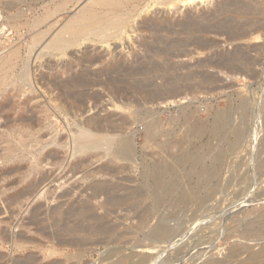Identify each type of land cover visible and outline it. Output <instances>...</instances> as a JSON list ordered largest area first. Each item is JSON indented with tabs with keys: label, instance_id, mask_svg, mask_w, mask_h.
<instances>
[{
	"label": "rangeland",
	"instance_id": "1",
	"mask_svg": "<svg viewBox=\"0 0 264 264\" xmlns=\"http://www.w3.org/2000/svg\"><path fill=\"white\" fill-rule=\"evenodd\" d=\"M225 1L231 2L212 0L203 6L189 7L191 12H184L185 7L179 12L154 13L155 8L143 12V23L160 13L159 17L167 18L176 29L171 45H178L173 48L169 45V50V40L154 42L143 32V43L159 47L163 54L161 61L149 49L143 52L137 49L134 42L141 39L131 29L128 32L132 40L124 35L123 41H110V48L107 44L86 43L70 49L66 57L48 54L38 59L44 51L45 39L29 52L30 33L24 30L20 37L7 23L0 24V29L5 26L3 32L0 30V55L15 45L22 46L23 60L28 66L24 70L21 67L18 73L27 70L32 81V85H21L20 93L14 90L16 84L0 90V264H106L123 255L127 264H139L142 260L141 264H264V26L254 34L262 36L258 40H230L231 32L264 24V0H238L239 8L212 12L217 2ZM39 2L0 0V12L31 14L28 8L44 12ZM56 2L45 3L51 6ZM77 8L67 12H76ZM67 19L68 13L54 19V30ZM141 19L136 18L130 26L136 28ZM206 26L221 28L223 32L206 34ZM193 39L199 41L195 44ZM198 42L211 45L199 51ZM262 45V51L253 49ZM86 48L103 57L106 51L128 55L135 49L143 59L144 72L140 78L143 91L132 89L128 94H111L96 88L89 92L91 96L70 98L69 110L60 112L55 107L60 100L56 94L45 93L36 83L37 77L41 71L46 72V62L55 66L73 62ZM239 48L244 49V59L247 57L248 61L229 60ZM169 51L188 55L173 58L166 56ZM213 61L223 62L221 69ZM99 67L90 70L97 72ZM239 67L245 68V72L234 70ZM174 85L185 90V95L175 101L148 103L155 88L160 86L165 93ZM32 97L48 110L36 111L29 100ZM116 103L128 104L130 111L116 109ZM130 113L134 121L128 125L104 122L103 128L112 132L104 134L131 140L134 149L131 160L115 159L106 143L97 149L74 151L75 137L83 136L87 130L84 137L93 134L92 126L97 119ZM31 120L36 123L40 120L41 127L44 126L40 136L57 141L51 140L44 150L50 153V158L38 167L40 174L36 176H47L46 183L29 200L14 201L13 196L34 178L33 174L27 179L30 166L37 167L34 155L42 151V146L36 152L23 148L22 134ZM151 121L158 123L155 141L148 140L147 127ZM10 146L17 149L16 155L12 161H5L3 157ZM191 157L199 158L201 167H195ZM202 170L211 171V175L202 178L199 175ZM98 186L105 187L109 194L95 197ZM187 187H199L193 200L183 198ZM159 224L172 229L173 234L155 243L151 238ZM107 227H111L109 232ZM3 233L8 235L5 237ZM75 239L86 243L60 246L61 241ZM95 240V245H91Z\"/></svg>",
	"mask_w": 264,
	"mask_h": 264
},
{
	"label": "bare ground",
	"instance_id": "2",
	"mask_svg": "<svg viewBox=\"0 0 264 264\" xmlns=\"http://www.w3.org/2000/svg\"><path fill=\"white\" fill-rule=\"evenodd\" d=\"M38 1H41L39 3L43 4L42 6L44 8V12H35V10L37 8L35 10L33 8H28V11H31V14H28L29 12L27 13V12H21V11L15 12L13 14H8L7 12H0V24L1 25H6V23H7V25L10 26V28L13 29V31L18 33L20 35V37L22 36L21 33L24 32V30L26 32L30 33L29 40H28V42L26 41L27 42V48H28L29 52H33L34 48L38 47L43 41L46 40L45 46L43 48L44 51L41 52L38 59H42L48 54L60 56V57L61 56L66 57L68 55V52L70 49H72L74 47H80L86 43L107 44V47L110 48L109 42L112 40L123 41V40H125L123 38L124 35H128V38L131 39V35L129 34L128 29L133 30L134 33H138V37H140V39H141L140 41L136 40V42H134V44L137 46V49H139L142 52H143V49L144 50L149 49V52H151L155 57H158V59H160V58L162 59L163 54H162L161 50L158 49L159 47L154 48V46H151L150 44L143 43V32L145 34L151 36L154 42L160 41L162 39L169 40L170 44H167L168 45L167 48H168L169 45H171V43L174 41L172 39V36L177 34L176 29L174 30L173 24L169 23L166 20L167 18H162L163 16L159 17L160 13H157L156 16H154V18H151L150 20L145 21L143 23L142 13L143 12H150L153 8H155V11H153L154 13L155 12H179L182 7L186 8V10L184 12H191V10H189V7H192L195 5H202V4H205L207 2H211L212 0H88V1L58 0V2H56L54 5H51V6H48L45 3L46 0H38ZM245 1H248V0H244V2ZM238 2H239L238 0H231V2H226V1L225 2H217L213 7L212 12L228 11L233 6H235V9H236V7L239 8V4H241V3L240 2L238 3ZM77 6H78L77 11L75 10L76 12H73V13L67 12L72 7H77ZM241 6H243V5H241ZM244 7H246V6H244ZM62 13H68L69 19H67V21L64 22L60 27H58V29L54 30L55 24H54V22L52 23V21L54 19H56L57 17H60V15ZM136 18H142V19L138 23L137 27L135 28L134 25L130 26V24L132 22L134 23L136 21ZM256 21H258V20H256ZM189 22H190V20H189ZM188 25H191V24L189 23ZM195 26H198V25H195ZM214 26H213V28H210V29L207 28V26H206V30H204V32L206 34H208V33L221 34V32H223V29H221V28L218 29V28H215ZM262 26H264V24H261V23H259L256 27H249V28H247L245 25V27L247 29L241 28L240 32H236L234 34L231 32L232 36L230 37V40L231 41H241V40L243 41L244 40L247 42L252 41V40H258L262 36H264V34L262 36H260V35L254 36V34L256 31L261 29ZM208 27H210V26H208ZM216 27H217V25H216ZM226 28H228V27H226ZM4 29H5V26H4V28H2L0 30L3 32ZM194 29H196V28H194ZM6 30H7V28H6ZM174 39H176V38H174ZM191 41L196 44L197 41H199V40L193 39ZM167 43H169V42H167ZM185 44H186V42H185ZM177 45H175V46H177ZM197 45H198L199 51H204L207 48H209L208 46H210L211 44H206V42L205 43H202V42L199 43L198 42ZM173 46L171 48H173ZM169 48H168V50H169ZM251 48H253V47L251 46ZM22 49H23L22 46L15 45V46L11 47L10 49H8L5 53L0 55V90L3 87H7L11 84L12 85L16 84L14 90L17 91L18 93H20L21 92V88H20L21 85L22 86L29 85V84L32 85V81L30 79V75L27 72V70H25L21 74L18 73V70L21 67L24 70L28 66V65L26 66L24 63L23 55H22ZM253 49L257 50V51H259V50L262 51L263 45L262 46H255ZM1 50L2 49L0 47V52H1ZM165 50L167 51V49H165ZM165 50L163 52H166ZM94 53H93V51L90 52L89 48H86L83 50L81 56L75 57V58L72 57L73 62L64 61V62H61L60 64H58L57 66L51 64L50 61L46 62V66H45L46 72L41 71L39 77H37V80H36L37 82L36 81L35 82L38 83L40 88L42 90H44L45 93L50 92V93L56 94L57 99L60 100V103L55 106L60 112H66L67 110H69L70 106L67 105V102L70 98H75L77 96H79V97L80 96H82V97L91 96L89 92L93 91L96 88H100V89H102L108 93H111V94L127 93L128 91H130L132 89H135V90L138 89L140 91H143L144 85H143V81H141V79H140L141 77H143V72H144L143 71V59L141 58L142 56L140 57L137 55V53L135 52V49L130 50L128 55H126V54L124 55L122 53L114 54L113 52L106 51L107 54L103 57L101 55H97ZM176 53L174 51L173 52L169 51V52H167L166 56H170L173 58H179L181 56H187L188 55L187 52L181 53V54L180 53L176 54ZM246 53H247V51H246ZM152 54H150V55H152ZM231 55H232V57H230L229 60L230 59H232V60L233 59L245 60L247 58L246 57L244 59V56H246V54L244 52V49H242V48L237 49L234 53L232 52ZM130 57L132 60H130ZM151 57H153V56H151ZM161 59H160V61H161ZM227 59L228 58H226V60ZM248 59H250V58H248ZM227 61H225V62H227ZM216 63L214 62L213 64H215L216 66L218 65L217 67H219L221 69V66H223L222 65L223 62H219L217 64ZM240 64H242V63H240ZM257 64H258V62H257ZM208 65L211 66L209 61H208ZM43 66L44 65L41 64V67H43ZM95 66H100L99 67L100 69L97 72L91 71L90 69H92ZM234 66L235 65H233V67ZM172 68H174V67H172ZM175 69L176 68H174V70ZM244 69L245 68L239 67L238 69H234V70H239V72L243 71V73H244L245 72ZM170 70H171V68L168 69L167 71H170ZM247 70L248 69L246 68V71ZM160 71H161V69H160ZM256 74H257V72H256ZM63 76H65V78H63ZM168 77H170V76H168ZM211 77H213V76H211ZM171 78H172V75H171ZM168 79L169 78H167V82H168ZM201 79H203V78H201ZM171 80H173V78ZM171 82L172 81H170V83ZM150 84L153 85V82ZM150 84H148V85H150ZM163 85H162V87H164ZM166 86H165V88H168ZM176 86H178V85H174V87L172 86L173 88L171 87L170 89H168V91H166L167 89H165V91H166L165 93H163L164 92L163 89H160V88H162L160 86H159V88H155L157 91L153 89L154 92L151 91L150 89H152V88H150L149 90L153 93L150 94L148 103H156V102L164 103V102L169 101L170 99L175 101L177 98L181 97L182 95H185V90L183 91V90L177 88ZM161 90H163V91H161ZM92 95H93V93H92ZM92 97H96V96H92ZM36 99H37L36 97L29 98V100L33 102L32 107L35 108L36 111H38V110L40 112L41 111H47L48 109L45 108V105L43 103H40L39 102L40 100H36ZM5 100H7V99H5ZM34 100H36V103L34 102ZM83 101H84V99H83ZM121 103H123V102L121 101ZM114 107L116 109H122V110L127 111V112L130 111V107L128 106V104L118 105L116 103V104H114ZM28 120H30V119H28ZM117 121L120 122V125H128L130 122L134 121V118L132 117V113H130V116L129 115L128 116H122V115L118 116V115L114 114V115H108L106 118L97 119L93 123V126H92V127H94V130H95V132L93 134L89 133V135H90L89 137H84V136H86V134H88L87 133L88 130H87V132L85 131V133L82 134L83 136L75 137L74 151L83 152L85 150H93V149L100 148V146L102 144L106 143V144H108V146H110V148H108V150L110 151V152L108 151L109 154L111 153L115 159L118 158L121 160H131L134 156V149H133L131 140H128L126 138H122L121 140H119V139H116L114 136L111 137L109 134H104V133H109L111 131L107 130L106 128H103L104 127L103 123L108 122V123L114 124V123H117ZM46 122H47V120H46ZM157 125H158V123L155 121H151L150 124L148 125L147 132H148V140L149 141H155L156 135L158 133V126ZM37 126L40 127V129L36 130L35 128ZM43 128H44V126L41 127L40 120L37 121V123L34 120H31V124L29 123L25 127L24 134H22L23 139L21 140V142L23 143V148L29 147V148L34 150L33 152H36V148H38V146H42V151L34 155L35 156L34 160H35V164L37 165V167L36 166L35 167L30 166L31 171H30V174H29L27 179H29V177H31L33 174H34V178L31 179V181L29 183H27L26 187H24L21 192H19L18 194L13 196L12 199L14 201L19 200V199L29 200L31 197H33L35 195L36 191L40 188V186L45 184L47 181V176H45V175H42V176L40 175L39 178L37 177L40 174V170L38 169V167L42 166L44 163H46L48 161V159L50 158V153L49 154H48V152L45 153L44 150L47 147H49L51 140L53 142H56L57 139L51 138L49 141L45 140L44 135H43V137L40 136V132L42 131ZM189 131H190V129H189ZM16 150L17 149H14L13 146H10L7 150L8 153L3 157L5 159V161H12L16 155L15 154ZM219 158H220V156H219ZM191 160L193 161V165L195 167L196 166L201 167V160L199 158L191 157ZM220 162H221V158H220L218 163L220 164ZM203 170L199 174L202 176V178L205 179V177L207 175L208 176L211 175L210 174L211 171H209V170L203 171ZM9 173H11V172H9ZM157 181H158V179L156 180V182ZM15 186H17V185H15ZM198 189H199V187H197V189H195V188L191 189V188L187 187V189L185 190V193H184L185 196H183V198L185 199V197H186L188 199L193 200L199 191ZM106 190L107 189L105 187L98 186V187H96V193L94 196L99 197V196H102V194L108 195L109 190L108 191H106ZM168 190L173 191V189L169 188V187H168ZM181 191H182V189H181ZM181 195H183V194H181ZM13 200H11V202ZM157 200H159L158 197H157ZM179 200H180V198H179ZM155 202H157V201H155ZM110 203H112L111 200H110ZM159 203H160V200H159ZM1 218H3V217H1ZM65 223H67V222H65ZM110 228L111 227H107L108 232H109V230H111ZM6 234H4L5 237H6ZM172 234H173L172 229L168 228L167 226L159 224L154 229L153 236H152L153 238H151V239H153L155 243H161V242H163V240L168 239ZM11 235H13V234H11ZM14 236L16 238L15 234L13 235L12 238H14ZM0 237H1V235H0ZM8 238H9V236H8ZM19 238H21V236ZM80 242H83V243H80ZM95 242H96V240L93 241V243L91 245H93V244L95 245ZM85 243H86V241H84V240H81V241L64 240V241L60 242V246H62V247H76V246H80L83 244L85 245ZM88 244H90V243L87 242V245ZM103 244H104V242H103ZM22 246H25V243H23ZM22 246H21V248H22ZM151 258H153V257H151ZM252 259H255V258H252ZM142 261L139 264H141ZM149 262L150 261H148V263ZM106 264H127V258L123 255V256H120V258L117 261H115V262L107 261ZM136 264H137V262H136ZM248 264H251V263H248Z\"/></svg>",
	"mask_w": 264,
	"mask_h": 264
}]
</instances>
